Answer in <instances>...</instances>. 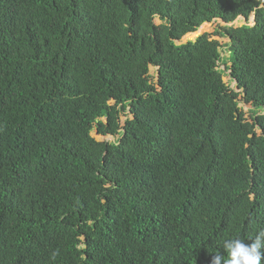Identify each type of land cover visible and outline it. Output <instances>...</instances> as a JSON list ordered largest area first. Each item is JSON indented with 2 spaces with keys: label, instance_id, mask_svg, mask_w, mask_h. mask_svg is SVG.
<instances>
[{
  "label": "trees",
  "instance_id": "obj_1",
  "mask_svg": "<svg viewBox=\"0 0 264 264\" xmlns=\"http://www.w3.org/2000/svg\"><path fill=\"white\" fill-rule=\"evenodd\" d=\"M260 231L264 0H0V264H212Z\"/></svg>",
  "mask_w": 264,
  "mask_h": 264
},
{
  "label": "clouds",
  "instance_id": "obj_2",
  "mask_svg": "<svg viewBox=\"0 0 264 264\" xmlns=\"http://www.w3.org/2000/svg\"><path fill=\"white\" fill-rule=\"evenodd\" d=\"M253 17L254 15L250 20ZM223 249L227 254L226 257L223 254H215L212 264H262V260H264V251H262L264 250V231H260L251 243L239 238L227 239L224 241ZM55 255L56 253H53V258Z\"/></svg>",
  "mask_w": 264,
  "mask_h": 264
},
{
  "label": "rangeland",
  "instance_id": "obj_3",
  "mask_svg": "<svg viewBox=\"0 0 264 264\" xmlns=\"http://www.w3.org/2000/svg\"><path fill=\"white\" fill-rule=\"evenodd\" d=\"M253 19V18H252ZM252 19L249 21V24L251 23V24H253L252 23ZM156 22H157V24H160L161 23V21L160 20H156ZM246 22L247 21H244V19L243 18H240V19H238L236 22H235V25L236 26H241V25H244V24H246ZM222 24V22L221 21H217V22H213V23H211V24H208V25H206L204 28L202 27L199 31H200V34L202 35V34H205V33H211V34H214V32H215V30H216V28H217V26H218V24ZM223 25V24H222ZM198 33V32H197ZM197 33H192V34H188L187 36H185L184 37V39H183V42H188V41H194V40H196L197 38H198V36L200 35H198ZM214 39H218V40H220L221 41V43H227L228 42V40H226V39H221L220 37H213ZM223 55L225 56V57H228L229 56V52H228V50L227 49H224V52H223ZM221 69L222 70H226V66L224 65V64H222L221 65ZM151 73H153V75L156 73V69L155 68H152V70H151ZM229 74V73H228ZM156 75V74H155ZM231 78H230V76H228V75H226V74H224V80H225V82H229V80H230ZM231 87H233V88H236V84H235V82H233V83H231ZM237 89V88H236ZM242 98V97H241ZM240 107H242L243 108V110L245 111V113H246V116L247 117H249L250 118V116L255 112V109L256 108H254L251 104H246L244 101H242L241 103H240ZM256 111H258V112H261V110L260 109H256ZM125 119H126V117H122V119H121V122L124 124V121H125ZM100 122L101 123H106L107 122V119L106 118H101L100 119ZM93 137L98 141V142H115V143H119V141L121 140V138H122V134L120 133L119 134V136H117V137H113V136H111V135H108V136H102V135H100L99 133H98V131L97 130H95L94 132H93Z\"/></svg>",
  "mask_w": 264,
  "mask_h": 264
},
{
  "label": "water",
  "instance_id": "obj_4",
  "mask_svg": "<svg viewBox=\"0 0 264 264\" xmlns=\"http://www.w3.org/2000/svg\"><path fill=\"white\" fill-rule=\"evenodd\" d=\"M241 18H243L244 19V21H247V19L246 18H244V17H241ZM252 22H253V24H251V25H255L256 24V18H255V16L253 17V20H252ZM206 24H211V23H206ZM205 24V25H206ZM197 33V32H196ZM194 34V33H193ZM200 34V31H198V35ZM199 36H201V34L199 35ZM198 36V37H199Z\"/></svg>",
  "mask_w": 264,
  "mask_h": 264
},
{
  "label": "bare ground",
  "instance_id": "obj_5",
  "mask_svg": "<svg viewBox=\"0 0 264 264\" xmlns=\"http://www.w3.org/2000/svg\"><path fill=\"white\" fill-rule=\"evenodd\" d=\"M204 27H205V26H204ZM204 27H203V28H204Z\"/></svg>",
  "mask_w": 264,
  "mask_h": 264
}]
</instances>
